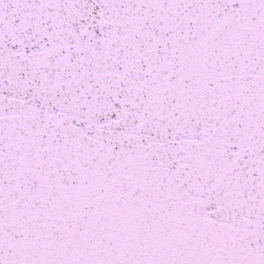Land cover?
Listing matches in <instances>:
<instances>
[{
    "label": "snow or ice",
    "instance_id": "6c2138e0",
    "mask_svg": "<svg viewBox=\"0 0 264 264\" xmlns=\"http://www.w3.org/2000/svg\"><path fill=\"white\" fill-rule=\"evenodd\" d=\"M0 264H264V0H0Z\"/></svg>",
    "mask_w": 264,
    "mask_h": 264
}]
</instances>
